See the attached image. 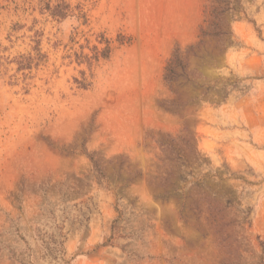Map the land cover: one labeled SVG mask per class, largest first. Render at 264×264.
<instances>
[{"label": "rangeland", "instance_id": "obj_1", "mask_svg": "<svg viewBox=\"0 0 264 264\" xmlns=\"http://www.w3.org/2000/svg\"><path fill=\"white\" fill-rule=\"evenodd\" d=\"M0 264H264V0H0Z\"/></svg>", "mask_w": 264, "mask_h": 264}, {"label": "trees", "instance_id": "obj_2", "mask_svg": "<svg viewBox=\"0 0 264 264\" xmlns=\"http://www.w3.org/2000/svg\"><path fill=\"white\" fill-rule=\"evenodd\" d=\"M213 11H216V8H213ZM209 33L206 30L202 31V35H208ZM202 42V41H201ZM193 46H189L188 49L191 50ZM181 68L184 72L185 65L183 64V61L180 58V49L178 48L175 51V54L173 58H171L166 66V74H165V80L166 82L171 85L172 82H174L179 75V72L177 71V68ZM217 211H221L219 208H216Z\"/></svg>", "mask_w": 264, "mask_h": 264}]
</instances>
